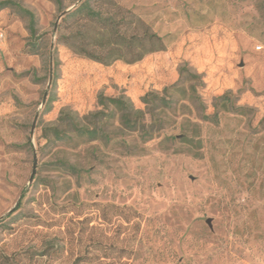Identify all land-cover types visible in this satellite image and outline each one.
I'll return each mask as SVG.
<instances>
[{
	"label": "rangeland",
	"instance_id": "1",
	"mask_svg": "<svg viewBox=\"0 0 264 264\" xmlns=\"http://www.w3.org/2000/svg\"><path fill=\"white\" fill-rule=\"evenodd\" d=\"M16 1L45 34L28 51L27 19L0 10V264H264V0L99 3L166 44L109 65L58 38L73 27L61 11L81 0ZM184 62L202 73L199 100L176 92L152 128L145 112L150 139L117 117L101 118L105 139L42 135L63 108L89 126L90 112L110 109L99 93L146 111L141 96L161 95Z\"/></svg>",
	"mask_w": 264,
	"mask_h": 264
},
{
	"label": "trees",
	"instance_id": "2",
	"mask_svg": "<svg viewBox=\"0 0 264 264\" xmlns=\"http://www.w3.org/2000/svg\"><path fill=\"white\" fill-rule=\"evenodd\" d=\"M53 1L60 7L61 0ZM111 2V0H81L61 16L62 24L69 22L73 27L67 33L59 35L58 38L63 40L74 52L103 65H109L115 60L134 63L149 53L165 49L166 44L163 37L151 30L149 25L141 19H125L124 16L117 18L115 13H111L107 9L102 10L99 6V3ZM7 7L14 9L27 19V29L30 38L33 39L27 43L28 51L36 52L39 49L37 39L45 33L37 34L34 12L16 0H0V10ZM202 77V73L193 71L184 62L178 67V78L172 84L164 86L161 95L154 91H148L141 96L146 111L135 108L132 101L125 96H106L99 93L97 104L102 109L106 110L108 107L110 109L109 111L90 112L89 126L81 123L76 112L63 108L59 112L57 123L45 127L42 135L47 139L62 140L70 138L69 132H72L76 136L85 137L88 140L105 139L108 138V135L100 123L101 118L106 117L108 120L117 117L122 127L129 130L140 129L146 134L144 139H150L152 135L147 130L144 113L149 112L153 117L149 124L152 128L154 126L152 123L155 124V110L170 108L181 97L192 101L199 100L196 86L203 85ZM190 80H195V83L193 82L188 88H185L183 84ZM176 92H182L183 95L174 98ZM227 98L228 96L225 94L217 99L226 100ZM53 100L52 93H49L44 103V111L51 109ZM197 142L199 141L197 140ZM58 163L69 171H77L74 165L64 160H59Z\"/></svg>",
	"mask_w": 264,
	"mask_h": 264
},
{
	"label": "water",
	"instance_id": "3",
	"mask_svg": "<svg viewBox=\"0 0 264 264\" xmlns=\"http://www.w3.org/2000/svg\"><path fill=\"white\" fill-rule=\"evenodd\" d=\"M74 5H72L71 7L67 8V9H64L60 15L58 16L57 19H59L63 14H65L69 9H71L72 7H74ZM57 27V21L54 23V29H56ZM51 47H52V44H51ZM52 79V67H51V55H50V68H49V76H48V85L50 84V81ZM46 95H47V92L45 91L44 94H43V98H42V102L45 101V98H46ZM36 118V116H35ZM34 126V122L32 123V128ZM35 168H36V157H35V154L33 156V165H32V170H31V174H30V177H29V182L33 179V175L35 173ZM207 222L209 223V220H207Z\"/></svg>",
	"mask_w": 264,
	"mask_h": 264
},
{
	"label": "built area",
	"instance_id": "4",
	"mask_svg": "<svg viewBox=\"0 0 264 264\" xmlns=\"http://www.w3.org/2000/svg\"><path fill=\"white\" fill-rule=\"evenodd\" d=\"M0 36H2V33L0 32Z\"/></svg>",
	"mask_w": 264,
	"mask_h": 264
},
{
	"label": "crops",
	"instance_id": "5",
	"mask_svg": "<svg viewBox=\"0 0 264 264\" xmlns=\"http://www.w3.org/2000/svg\"><path fill=\"white\" fill-rule=\"evenodd\" d=\"M3 45H5V44H3ZM6 46V45H5Z\"/></svg>",
	"mask_w": 264,
	"mask_h": 264
}]
</instances>
